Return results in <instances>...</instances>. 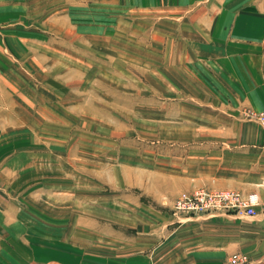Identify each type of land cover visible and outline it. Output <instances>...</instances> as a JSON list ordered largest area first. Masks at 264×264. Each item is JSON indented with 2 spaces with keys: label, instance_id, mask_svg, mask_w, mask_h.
<instances>
[{
  "label": "rangeland",
  "instance_id": "374dc122",
  "mask_svg": "<svg viewBox=\"0 0 264 264\" xmlns=\"http://www.w3.org/2000/svg\"><path fill=\"white\" fill-rule=\"evenodd\" d=\"M163 1L0 0V127L35 174L11 204L42 221L43 238L66 240L60 264H151L165 238L193 235L194 218L254 217L173 210L181 193L221 189L194 159L217 147V128L264 131V109L226 113L239 95L230 64H201L191 10L181 20L188 7Z\"/></svg>",
  "mask_w": 264,
  "mask_h": 264
},
{
  "label": "crops",
  "instance_id": "0c3cea01",
  "mask_svg": "<svg viewBox=\"0 0 264 264\" xmlns=\"http://www.w3.org/2000/svg\"><path fill=\"white\" fill-rule=\"evenodd\" d=\"M165 4L188 7L181 12L183 17L178 16L181 20L191 10L186 22L208 50H197L201 64L209 70L223 62L230 64L229 79L239 95L229 98L226 113L235 118L234 110L241 105L264 109V0H167ZM8 127H0V264H60L56 250L66 240L43 238L42 221L23 220L20 209L11 204L23 198L35 174L26 173V166L32 164L26 149L4 139ZM216 132L220 134L217 147L211 145L207 154L195 153L194 159L204 160L208 167L196 175L210 187L253 192L264 199V131L251 123L221 126ZM194 219L193 235L165 238L159 249L152 248L151 264H228L232 253L244 254L245 264H264V213L248 220L214 215ZM43 247L57 257L44 260Z\"/></svg>",
  "mask_w": 264,
  "mask_h": 264
},
{
  "label": "built area",
  "instance_id": "2783aa9c",
  "mask_svg": "<svg viewBox=\"0 0 264 264\" xmlns=\"http://www.w3.org/2000/svg\"><path fill=\"white\" fill-rule=\"evenodd\" d=\"M255 117L264 127V113ZM173 210L186 214L230 213L238 216H254L264 213V199L256 193H241L231 189L196 188L190 193H181L175 198ZM228 264H245L247 257L241 253L228 256Z\"/></svg>",
  "mask_w": 264,
  "mask_h": 264
}]
</instances>
